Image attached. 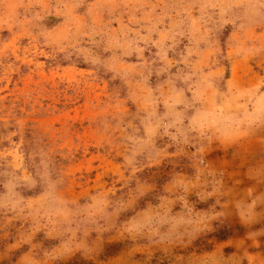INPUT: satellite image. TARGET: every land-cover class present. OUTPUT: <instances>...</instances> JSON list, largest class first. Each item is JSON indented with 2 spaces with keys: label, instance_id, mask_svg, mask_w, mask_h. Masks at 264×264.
I'll list each match as a JSON object with an SVG mask.
<instances>
[{
  "label": "rangeland",
  "instance_id": "1",
  "mask_svg": "<svg viewBox=\"0 0 264 264\" xmlns=\"http://www.w3.org/2000/svg\"><path fill=\"white\" fill-rule=\"evenodd\" d=\"M0 264H264V0H0Z\"/></svg>",
  "mask_w": 264,
  "mask_h": 264
}]
</instances>
